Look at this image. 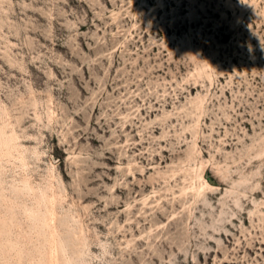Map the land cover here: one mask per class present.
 <instances>
[{
  "label": "rangeland",
  "instance_id": "obj_1",
  "mask_svg": "<svg viewBox=\"0 0 264 264\" xmlns=\"http://www.w3.org/2000/svg\"><path fill=\"white\" fill-rule=\"evenodd\" d=\"M12 133L0 264H264V0H0Z\"/></svg>",
  "mask_w": 264,
  "mask_h": 264
},
{
  "label": "bare ground",
  "instance_id": "obj_2",
  "mask_svg": "<svg viewBox=\"0 0 264 264\" xmlns=\"http://www.w3.org/2000/svg\"><path fill=\"white\" fill-rule=\"evenodd\" d=\"M17 140H18V136L15 133H12L11 136L8 138H3L0 136V143L4 144L5 147L9 149L10 153L15 154V150H17L19 152V155L22 156L24 158V160H26L24 152L22 151V146L20 145V143L17 142ZM52 203H53V205H55L54 201H52ZM5 220L6 219L3 218V221H5ZM53 220L55 221V216L53 217ZM57 250H58L57 248L54 249L55 254H56V252H58ZM59 259H58V262H59Z\"/></svg>",
  "mask_w": 264,
  "mask_h": 264
}]
</instances>
